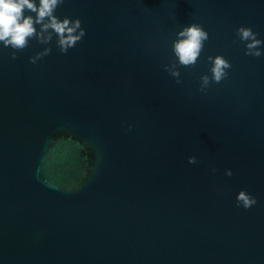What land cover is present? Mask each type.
I'll return each instance as SVG.
<instances>
[{
	"label": "water",
	"instance_id": "1",
	"mask_svg": "<svg viewBox=\"0 0 264 264\" xmlns=\"http://www.w3.org/2000/svg\"><path fill=\"white\" fill-rule=\"evenodd\" d=\"M56 14L86 29L68 54L0 50V264H264V56L233 43L240 25L264 40V0H65ZM192 22L210 39L177 84L162 65ZM217 54L229 75L201 93Z\"/></svg>",
	"mask_w": 264,
	"mask_h": 264
},
{
	"label": "clouds",
	"instance_id": "2",
	"mask_svg": "<svg viewBox=\"0 0 264 264\" xmlns=\"http://www.w3.org/2000/svg\"><path fill=\"white\" fill-rule=\"evenodd\" d=\"M65 0H0V50L10 49L12 60L18 53L24 52L35 41L41 49L29 57V63L35 65L53 52V44L61 54H68L86 36V29L79 17L58 16L57 9ZM210 39L202 24L192 22L184 25L171 40V58L162 65V69L181 83L182 68H194L204 52L205 44ZM244 46V55L252 58L264 56V40L252 27L240 25L235 29V40ZM210 64L209 74L199 77L198 91L206 93L212 84H219L229 75L232 65L224 56H207ZM131 125H129V130ZM189 164L199 163L196 156H189ZM215 173L218 169L213 168ZM226 176H232L231 169H225ZM236 206L248 210L256 205V198L246 190H240L236 197Z\"/></svg>",
	"mask_w": 264,
	"mask_h": 264
}]
</instances>
